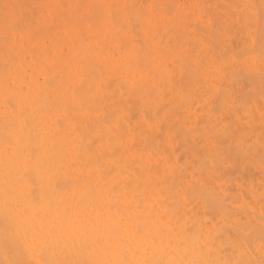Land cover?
Segmentation results:
<instances>
[{
	"label": "bare ground",
	"instance_id": "6f19581e",
	"mask_svg": "<svg viewBox=\"0 0 264 264\" xmlns=\"http://www.w3.org/2000/svg\"><path fill=\"white\" fill-rule=\"evenodd\" d=\"M62 1L0 0V264H262L264 260L261 262L257 257L248 253V250H238L240 244L235 250V244L237 245V243L233 242L235 243L233 244L231 239L228 242L231 243L230 248L234 247V250H228V246L224 249V246L229 245V243L225 242V245H223L222 238H220L221 240L218 238L220 231L216 230L214 232L215 228H211V224L208 226L210 228L203 229L204 232L188 226V214L184 212V209L187 208L195 194V196L199 195L201 198L204 196H200V190H197L199 193L195 191L198 188L202 189L203 185L192 186V183H188L187 176H184L188 175L185 168L188 169V161L190 162L187 151L188 149L191 150V147L197 143L201 145L200 147H203V151L200 150L201 154H197L199 156L196 155L198 158L193 159L191 167L194 165L198 167L200 178L203 177L202 180L207 181L205 182L207 184H204V181L201 180L204 187L207 188L209 185L212 187L214 181L210 180L211 176H213V179L221 174L216 173L215 167H218L216 162L213 164L215 167L213 165L212 167L214 172L216 171L217 176L214 177L215 174H212L210 157L212 154L215 157L218 156L219 147L220 151L223 149L222 145L220 146V139L218 142V137L222 138L223 133L220 136L219 131V136L216 134L218 136L216 137L214 135L215 129L212 127L214 131L210 130L212 128L209 125L213 123L211 120H214V117L210 120L207 116V121L210 122L208 127L207 121H205L206 117L205 119L199 118L200 113L197 116L193 112L194 115L191 116L190 122L194 129L192 128L188 134V130H185V125L187 124L188 126V111L182 109L185 105L182 103L186 102L187 99L185 101L183 99L184 96L188 97V92H193L199 100L206 99L202 96L201 98L198 97L202 94L205 84L201 85L204 82L201 81L200 77L199 80L197 76H200V74L203 76L209 75V67L218 64L221 74L229 75L230 78L233 76L232 73L236 72H232V67L235 63H231L232 50L229 41L232 38L231 42H234L232 37L234 24L242 30H239L240 32H245V35H243L247 37L245 42L252 48L254 53V56L252 53V59H256V62L257 59L260 62H264V19H262V17L264 18V0H236L237 2L227 0V8L215 13L219 19L222 18L221 22H215L216 24L218 23L217 26L219 27H215L218 29L217 32L220 30V41L218 40L219 37H213L212 35V38L217 40L213 43L214 39L210 37L213 32L210 34L211 29L209 28V37L205 35L198 39L199 36L195 35L196 42H194L196 44L194 46V42H191L192 37L189 38L192 43L191 50L188 47L190 42L188 40L189 32L187 26L192 24H187L188 22L185 24L183 21H179L178 28L173 29V31L175 30V33L171 35L173 39L167 33L168 42L171 41L173 44L170 42V45L166 46L169 43L165 45V41H167L165 40L167 37L166 32H170L175 27V24L171 25L172 28L169 31L167 25H165L166 32L162 31L165 35L159 32L163 17L161 19L158 18L156 9L159 8L153 7V5H156L153 0L151 1L152 7L149 6L150 8L144 6V2L147 0ZM161 1L163 2V0ZM220 3L221 6L225 5L219 1V5ZM160 5L162 7L165 4ZM192 5L196 6L194 10L195 8L197 9V5ZM198 6L201 5L198 4ZM209 6L211 7V4ZM216 6H218V3ZM29 7H33V12L28 10L30 9ZM215 8H213V11L218 10ZM259 8L262 9L260 13ZM22 9L30 13L26 11L27 13H23V16L24 14L27 15L22 17L21 11L24 12ZM166 9L168 8L164 7V13L162 12L163 9L160 13L166 15L165 12L169 13L172 10L169 8V11H167ZM209 12L207 13L211 16L212 14ZM28 13L36 14L35 20H33L34 27L31 29L33 34L29 32L30 36H28L26 31L27 26L24 25L25 23L23 25L26 29L22 25L23 22L31 20ZM35 14L32 16L34 17ZM183 14L185 15V13ZM259 16L262 17L260 18ZM195 17L193 16V19ZM22 18H26V20L23 19V21ZM131 20L135 21L134 25L130 24L133 23ZM163 20L165 21V19ZM215 20L213 19V21ZM138 23L141 24L140 27L142 26L143 30L139 28V25L137 26ZM205 24L208 26V23L205 22ZM213 24L214 22L212 26H214ZM133 26H137L136 29H139L135 32ZM29 28L30 26L28 30ZM130 28L134 32H131ZM197 28L199 29V26L196 27L198 31ZM215 28L212 31H216ZM138 30H141L139 31V36H142L139 39L142 40L141 43L136 38ZM200 30L198 33L204 32ZM206 32L205 30L204 33ZM30 33L35 36V44L32 43L31 39L33 37ZM131 33H135V36ZM158 33L163 35L160 38L164 37V39L162 38L163 40H157L159 44L164 41V45L163 43L161 44L162 46H159L155 40V34L156 36L160 35ZM213 34L215 35V33ZM48 36L51 37L48 38ZM133 37L136 39L134 40ZM44 38H48V42ZM238 38L240 39V37ZM172 40H175L178 45ZM242 40L241 37V40H238L237 43L241 44ZM171 44L172 48H169ZM245 44L243 45L246 46ZM249 47L246 50H251ZM188 48L190 51L193 50V53H190L192 58L187 57V55L190 57ZM242 48L235 49L237 51H234V53L236 52V55L233 53L234 56H239L237 53ZM111 49V55H108ZM243 50H245V47ZM243 50L240 52L243 53ZM249 50L247 51L249 52ZM184 51L188 52L185 56L183 54ZM190 65L197 66L196 70H198L193 72V69L189 67ZM243 72L242 69L241 73ZM215 75L217 76L218 74L216 73ZM256 75L259 79L262 78H260L262 74L260 76ZM236 79L232 80L235 82ZM232 80L230 81L232 82ZM251 84L253 85L254 83ZM213 87L215 88L216 86ZM206 90L208 95H210V98L206 99L209 103L214 98L210 93H213L212 95H218V93L214 94L216 89L214 91L210 90V93L208 91L209 88ZM206 90L203 93H206ZM254 90L257 91L256 88ZM228 91L230 92L229 89ZM227 92L224 90L223 94L226 93L231 97L230 94L234 91L230 94ZM250 92H252V88ZM252 94H249V97L250 95L254 96ZM224 96L227 97L226 95ZM219 97L221 96L218 95L217 99ZM252 100L254 102V99ZM242 101H246V97ZM248 101L250 100L248 99ZM203 104L207 107V103L204 102ZM218 104L220 105L219 102ZM138 105H143L142 108L151 110L153 112L152 119L154 118V120H150L151 111H145L150 114L143 112L145 115L149 114L147 119L150 117L149 121L144 119L146 116L141 113L143 110ZM148 105L150 108H146ZM137 106L141 115L135 109ZM225 107L223 106L221 109L223 110ZM231 107L234 109V106H229L228 110ZM202 108L201 110L204 111L205 108ZM207 108L205 110L210 107ZM240 111L242 112L243 110L240 109ZM134 113H136L135 117ZM137 114L142 116L144 120H139L141 117H138ZM221 114L223 115L222 117H227L226 114ZM229 115L227 118H230ZM243 115L246 116V114H241V116ZM122 117L123 121L121 120ZM133 117L135 120L138 119L140 123L138 124V120L134 123ZM168 118H172L171 120L175 123L168 130L177 132L178 128V133L182 132L183 136H185L184 141L192 139L193 142H196V144L190 143L192 140L186 142L185 146L192 144L191 147L188 145L187 151H184L187 157H183V153L179 150V154H181L177 158L180 159L182 157L184 160L180 159L181 161H178L174 155V151H176L175 141L178 142V146L184 142L183 139L182 142L180 138L175 137L174 141V139L166 138V134L159 139L158 134L163 133L164 125L160 129L162 130L161 132L158 131V127L161 128L160 124L164 123ZM221 118L218 119L220 120ZM235 122L238 121L235 120ZM230 123L231 120H229L228 127ZM216 124L218 123L216 122ZM250 124L252 123L249 122L248 125ZM211 125L216 126L215 124ZM248 125H246V128ZM174 126L176 130L173 129ZM237 126L239 128L240 125ZM135 127L136 131L138 130L139 133L142 131V135L145 137L136 133ZM170 130L167 132H170ZM171 132L170 134H172ZM176 132L173 134H177ZM248 132L245 134H249ZM182 134L179 135L182 136ZM137 135L140 136V139H138L139 136L136 138ZM239 136L242 137L241 135ZM171 137L173 138L174 135ZM143 139L147 141L148 148H146V142L145 144L143 143ZM263 139V137L260 140L258 139L259 141L262 140L259 143L262 144L260 146L262 148H264ZM140 140L142 145L144 144L145 149H147L146 151L141 146ZM158 140H162L160 142L163 144L158 143ZM179 142L181 143L179 144ZM253 142L252 144L254 145L255 142ZM228 145L232 146V143ZM243 145L245 146L244 143ZM258 147H256V150L253 149L254 153L258 151L257 149H260ZM182 148L184 150L186 147ZM228 148L230 149L231 147ZM233 148L232 150H236V148ZM242 148H247V146H242ZM192 150L191 152H193ZM246 150L245 152L247 153ZM253 151H248V153L252 154ZM234 154V157H232L234 158L233 161L235 160ZM243 154L245 153L243 152ZM258 154L261 153L258 152ZM247 155L245 159L250 156ZM261 155L263 156V154ZM243 156H240L239 159L242 158L244 161ZM219 157L220 155L217 159ZM227 157L228 155L226 159ZM155 159L159 160L157 162L161 165V167L159 166L160 168ZM217 159L215 160L222 161L221 158ZM251 160L255 161L256 159ZM261 160L263 159L261 158ZM232 162H229V164ZM249 162L250 159L248 166H250ZM219 167L222 166L219 165ZM259 169L261 170L260 167ZM183 170H185V173ZM246 170H248L247 166ZM227 177L230 179L229 175ZM216 180L220 181L218 178ZM223 183L225 184V181L220 182L221 187ZM232 183L234 185L233 181ZM215 186L213 183L214 188ZM226 187L228 188V186ZM78 190H81L79 192V194L82 193L80 196L77 193ZM243 193L241 192L242 195ZM247 193L245 192V194ZM218 194L215 195L214 193L215 196ZM199 197L197 196L196 198L198 199ZM231 197L233 199V195ZM232 199L229 201H232ZM244 199L246 198L243 197V203L245 202ZM250 199L253 202L254 199L252 197ZM201 201L200 199L198 203L202 205L203 202ZM247 202L249 201L247 200ZM260 203L263 204L264 201ZM255 205L257 206L258 204ZM207 207L205 208L207 209ZM212 207H210L209 211L213 210L211 209ZM258 207L260 205L257 206V209ZM243 208H241V211ZM222 209L229 210L228 208L225 209V207ZM245 210L249 212L247 209ZM224 213L227 216V211ZM204 214L203 216H205ZM214 214H212V217ZM247 214L249 215L250 213ZM229 215H231L230 212ZM254 215L256 217L255 211ZM212 217L208 216V219L210 218L211 220H209L212 221ZM220 220L219 223L221 222ZM246 220L243 219L242 221ZM260 220L262 222L263 219ZM248 221L250 222V219ZM252 222L250 223L252 224ZM250 223L248 224L249 226H251ZM260 225L258 224L261 228L262 226ZM194 226L196 227V225ZM245 226L246 224L243 228ZM258 226L253 223L249 228L252 230L253 227L255 231ZM220 228L223 227L220 226ZM225 229L227 230V228ZM206 230L210 232H206ZM247 230L249 232L250 229ZM223 231L221 229L222 233ZM250 233L252 234V232ZM258 233L255 236H261L260 233L262 232ZM237 237L238 241H241L239 243L245 242L242 241V237ZM250 243L247 244L249 245ZM248 245L245 244V246ZM251 252H253V249ZM263 254L264 252H262V256ZM239 257H241V260Z\"/></svg>",
	"mask_w": 264,
	"mask_h": 264
},
{
	"label": "rangeland",
	"instance_id": "374dc122",
	"mask_svg": "<svg viewBox=\"0 0 264 264\" xmlns=\"http://www.w3.org/2000/svg\"><path fill=\"white\" fill-rule=\"evenodd\" d=\"M2 1V0H1ZM61 1V0H60ZM144 1V0H143ZM152 0H149V2H148V0L146 1V2H144V6L147 8H150V7H152V2H151ZM155 3H156V5H153V7H157V8H159V9H156L157 10V13H158V18H162L161 20V22H162V26H160L161 28L159 29V32H162L163 30V32H166V28H165V25H167V28H168V31L169 30H171L170 28H172V26L175 24V27H173L172 28V30L170 31V32H172L173 31V29H175L176 27H177V25H178V23H179V21L180 22H185V24L187 23V24H192V25H194L193 27H191L192 25H188L187 27H188V32H189V34H188V40H189V42H190V39L189 38H191V42L193 41H195L196 40V36L198 37V39L202 36V37H204L205 35H206V37L208 36L209 37V35H208V33H209V30L211 29V31H210V34L213 32V33H215V35L212 33L211 34V39H214V38H212V35H213V37L215 36V37H219L218 38V40L220 39V30H219V32H217L218 31V29H216V28H219L218 26H217V24L215 23V22H221L222 21V18H218L216 15H215V13L217 12V11H220V10H225L226 8H227V5H228V1L227 0H218V6H216L217 5V3H216V1L217 0H205V1H203V0H163V2H166V3H163L161 0H159V1H161V3H159V1H155V0H153ZM174 1V2H173ZM184 1V2H183ZM195 1H197L196 3H195ZM219 1L220 2H222L223 4H225V5H223V6H221V3H220V5H219ZM235 2H237L236 0H234ZM62 2H64V0L62 1ZM62 2H60L61 4H62ZM66 2V1H65ZM171 2V3H170ZM198 2H200V3H198ZM205 2V3H204ZM160 4H165V5H168V6H165V5H162V7H161V5ZM192 4H195V5H197V9L195 8V10H194V7H196V6H194V5H192ZM198 4L199 5H201V6H198ZM209 4H211V7L209 6ZM29 5H31V4H29ZM148 5V6H147ZM1 6V5H0ZM26 6V5H25ZM150 6V7H149ZM165 8H170V9H174L173 11L172 10H170V12L169 13H166L165 12V14L166 15H164L163 13V11H164V7ZM184 6V7H183ZM204 6V7H203ZM213 6V7H212ZM215 6H216V8L218 9V10H216V11H213L214 9L213 8H215ZM224 6H226V7H224ZM28 7V6H27ZM31 7V6H30ZM29 7V8H30ZM173 7V8H172ZM180 7V8H179ZM191 7H192V9H191ZM200 7V8H199ZM203 7V8H202ZM208 7V8H207ZM1 8V7H0ZM33 8V7H32ZM32 8H30V9H28V10H30V12H33L32 11ZM163 10H162V9ZM177 8V9H176ZM199 8V9H198ZM212 8V9H211ZM215 8V9H216ZM221 8V9H220ZM225 8V9H224ZM25 9H26V7H25ZM24 9V10H25ZM168 9H166L167 11H169ZM178 9H179V11H178ZM182 9H183V11H182ZM207 9H211L210 10V12H209V10H207ZM23 10V9H22ZM23 10V11H24ZM34 10V9H33ZM159 10V11H158ZM161 10H162V12L163 13H160L161 12ZM199 10H201V11H199ZM206 10V11H205ZM259 10V13H260V10H262V9H258ZM27 11V10H26ZM26 11H24V12H22L21 11V13H22V17H25L26 15L24 14V16H23V13H25ZM35 11V10H34ZM196 11V12H195ZM204 11V12H203ZM212 11H213V13H212ZM27 12H29V11H27ZM26 12V13H27ZM29 12V13H30ZM207 12H209L210 14H212V15H214V17H212V15L210 16ZM28 13V15L30 16V18H31V20H29L30 21V23H28L27 21V25H26V22H23L22 23V25L24 24L25 26H27V32H28V36H30L29 35V32H31L32 33V30L31 29H33V27H34V22H33V20H35V17H36V12L35 13H31V14H29ZM159 13H160V15H159ZM170 13H172L171 15H172V17H171V15H170ZM183 13H185V15L183 14ZM198 13V14H197ZM199 13H200V15H199ZM251 13V12H250ZM1 14V13H0ZM35 14V16L33 17L32 15H34ZM177 14V15H176ZM263 14V13H262ZM262 14H259V15H262ZM164 15V16H163ZM175 15V16H174ZM184 15V16H183ZM187 15V16H186ZM197 15H198V17H197ZM29 16H27L28 18H29ZM193 16L195 17L194 19H193ZM264 16V15H263ZM1 17V16H0ZM176 18V20H175V18ZM215 17H216V20H215ZM260 18L262 17V16H259ZM33 18V19H32ZM180 20H179V19ZM181 18H183V19H181ZM211 18H213L215 21H213V19H211ZM1 19V18H0ZM24 18H22V20H23ZM163 19H165V21L163 20ZM218 19V20H217ZM262 19H264L263 17H262ZM24 20H26V18L24 19ZM23 20V21H24ZM28 20V19H27ZM133 20V19H132ZM131 20V21H132ZM201 20V21H200ZM1 21V20H0ZM130 21V22H131ZM176 21V22H175ZM190 21H192L191 23H190ZM198 21V22H197ZM206 23H208V26H207V24H205V22ZM208 21V22H207ZM261 21V20H260ZM133 23H130L131 25H134V22L135 21H132ZM214 22V26H212V23ZM33 23V25H31ZM164 23V24H163ZM165 23H167V24H165ZM197 23V24H196ZM29 24V25H28ZM23 25V26H24ZM130 25V27H132ZM135 25H136V23H135ZM139 25V28L141 29V30H143V28H142V26L140 27V23H138L137 24V26ZM172 25V26H171ZM201 25V26H200ZM24 26V28L26 29V27ZM30 26V28H29V30H28V27ZM137 26H133L135 29V32H136V30L137 29H139V28H137L136 29V27ZM199 26V29H198V31L200 30V31H202L203 30V28L204 27H206L203 31L205 32V30L207 31L206 33H204V32H201V34L200 33H198V31L196 30V27H198ZM219 26H220V23H219ZM234 26L235 27H233V30H234V33H233V41L234 42H231V39H229V41H230V45H231V50H232V58H231V63H235L234 65H233V67H232V72H234V71H236V72H234V73H232V77L230 78V76L229 75H223V74H221V72H220V66L218 67L217 65H215V66H213V67H209L208 68V74L209 75H205V76H203V75H201L200 74V76H197L198 77V79L200 80V78H201V81L202 82H204L203 84L201 83V85H204V89L206 88H209V93H210V90H212V91H214L215 89L217 90V92H216V90L214 91V94H216V93H218V95H220L221 97H219V99H217L218 98V95H212L213 93H210L211 94V96H213V97H211V98H213V101H210L209 103H211L210 105H208L209 103H208V101H206V99L208 98H210V95H208V92H207V90H206V93H203V91H205L204 89H202V94L201 95H199L198 97L199 98H201V96L202 97H204V98H206L205 100L203 99H200L201 100V102H200V100L196 97V95L192 92H188V97L187 96H184V101H185V99H187L186 100V102H184V101H182V102H184V103H182L184 106L182 107V109L183 110H185V111H188V126H187V124L185 125V127H186V129L185 130H188V134L191 132V130H192V128L194 129V126L191 124V122H190V118H191V116H193L194 115V113L197 115V116H199L200 115V117L199 118H204L205 119V117H206V120L205 121H207L208 119H207V116H208V118H210V120L213 118L214 120H211V122H213V123H211V124H215L216 126L214 127V125L212 126L211 124H210V122L209 121H207L206 123H207V126H208V123L210 124L209 126L212 128H214L215 129V131L213 130V128L212 129H210L211 131L213 130L214 131V135H216V134H218V136H219V133H220V136L222 135V133H223V135H222V138H224L223 140H222V138H220V137H218L217 135H216V137H218V142H219V139H220V146L222 145V150L220 151V147H219V149H218V153H217V155L219 156L220 155V157L218 158V159H220L221 158V162L220 161H216L215 159H217V157L218 156H216L215 157V155H211V157H210V165H211V167H212V165L213 164H215L214 162H216V166H218V167H215V165H213L215 168H216V170H217V174H219L220 176V179H219V177H216L217 175H216V173L214 172V170H213V167H212V174H215V176L214 177H216V178H213L212 179V177L213 176H211V179L210 180H212V182L214 183V186H215V188L213 187V183L212 182H209V183H212V187H213V189H212V187L209 185V183H208V185H209V187H204V184H207V183H205V182H207V181H204V180H202L203 179V177L202 178H200L201 176H200V172H199V169H198V167H196L195 165L193 166V167H191V165H193L192 164V162H193V159L195 158V159H197L198 157L197 156H199V155H197V154H201L200 152L201 151H203V147H200L201 145L200 144H196V142L194 143L193 142V140L192 139H188V140H192V142H190V143H192V144H196L197 145V147H196V145H194V146H192V144L190 145V144H188L192 149H194V150H192L191 148V150L193 151V152H191V150H189L188 149V151L186 150L187 148H189L188 147V145L187 146H185V144H186V142L188 141V140H186V141H184L185 140V136H183L184 134H182V132H180V133H178L179 132V129L177 128V132L176 131H174V132H171V130H170V132L172 133V134H170V132H167V131H169L168 130V128H171L175 123H173L174 121H172L171 119L172 118H168L167 120H165L164 121V123H162V124H160L161 125V128L160 127H158V131L159 132H161L162 130H164L163 131V133H162V136H161V133H160V135L158 134V136H159V139H161V137H164L165 136V134H166V138H170V139H174V141H175V137H177L178 139L180 138V140L182 141V139H183V141L185 142H183L182 144H180L181 142H179V144L180 145H178L177 146V141H175V149H176V151H174V155H175V157L177 158V157H179L178 155H180L179 154V150H180V152H182L183 154H182V156L183 157H189L190 159H188V160H190V162L188 161V169L187 168H185V170H186V173L188 174V175H184V176H187V178H188V183L190 182V183H192V186H196V187H198V185H200V184H202L203 186V188L202 187H200V188H202V189H195V191H197V190H200V196H204L203 198H201V197H199V195H197L199 198L197 199L196 197L197 196H193V198H191V200H190V203H189V199H188V206H187V208H185L184 210V212L186 213V214H188V226L189 227H193V228H196L197 230H199V231H202V232H204V230L205 229H207V228H212L213 227V229H214V232H216V230L217 231H220L221 232V229H222V231L225 229V228H227V230L229 231L230 230V232H228L226 229L223 231V233L221 232H217L218 234H220V236L218 237L219 239L220 238H222V241H223V245H225L224 243L225 242H227V243H229L228 242V240H230L231 239V241H232V243L233 242H236L237 243V245L235 244V243H233V244H235V250L238 248V245H239V249L238 250H240V249H242V250H248V253H251L252 255H254L255 257H257L261 262L264 260L263 258V256H264V254H263V256H262V252H264V203L262 204V203H260V202H263L264 201V158H263V156H264V151H262V149H264V148H262V147H260L262 144H259L261 141H259L260 139H262V137L264 138V108H262V107H264L263 105H264V79H263V77H264V66H263V64H264V62H260V61H258L259 59H257V62H256V59H252L253 57H252V53H253V50H252V48L251 47H249L248 45H247V43L245 42L246 41V39L245 38H247L246 36H243V35H245V32L243 33V32H240V31H242V30H240V28L236 25V24H234ZM260 26H261V24H260ZM32 27V28H31ZM216 27V28H215ZM236 27H238L236 30H235V28ZM23 28V29H24ZM164 28V29H163ZM178 28V27H177ZM208 28V29H207ZM210 28V29H209ZM214 28H215V30L216 31H212V29L214 30ZM195 31H194V30ZM31 30V31H30ZM130 30H131V28H130ZM134 30L132 29L131 30V32H134ZM141 30H138V33H136V38H138V40L139 39H141L142 38V36L140 35L139 36V31H141ZM177 30V29H176ZM240 30V31H239ZM83 31V30H82ZM236 31V32H235ZM239 31V32H238ZM84 32V31H83ZM158 32V31H157ZM162 32V33H163ZM170 32H166V38H165V40H167V41H165V45L167 44V43H169V44H167L166 46H168V45H170V42H168V35H169V37H171V39H173L172 38V36L171 35H173V33H175V30L170 34ZM190 32H191V34H190ZM197 32V33H196ZM238 32V33H237ZM30 33V34H31ZM85 33V32H84ZM161 33V34H162ZM167 33H168V35H167ZM217 33H219V34H217ZM33 34V33H32ZM31 34V35H32ZM83 34V33H82ZM131 34H133V33H131ZM138 34V35H137ZM158 34H160V33H158ZM157 34V35H158ZM159 35V36H156V34H155V37L157 38H155V40H156V43L158 42L157 40H159L160 41V39L161 40H163L164 39V37H161L160 38V36H163V35H165V33H163V35ZM84 35V34H83ZM134 36H135V33L133 34ZM196 35V36H195ZM216 35H218V36H216ZM237 35H238V37H240V39L237 37ZM32 37H33V39H31L32 40V43L33 44H35V36L34 35H32ZM32 37H30V38H32ZM49 37H51V36H48V38ZM140 37V38H139ZM201 37V38H202ZM241 37H242V41H241V44H238L237 42H238V40L240 41L241 40ZM48 38H44L45 40H47V42H48ZM135 37H133V39L135 40L136 39ZM159 38V39H158ZM163 38V39H162ZM238 39V40H237ZM34 41V42H33ZM137 41V40H136ZM140 42L139 43H141V41L142 40H139ZM173 42L175 41V40H172ZM214 42L213 43H215V41H217L216 39H214L213 40ZM220 41V40H219ZM138 42V41H137ZM164 41H162V43H163ZM189 43V45H188V47L190 48V50H191V47H192V43ZM196 42V41H195ZM193 43V46L196 44V43ZM161 43V44H162ZM172 43V42H171ZM175 43H176V41H175ZM233 43V44H232ZM240 43V42H239ZM246 43V44H245ZM159 46L161 45V44H159V43H157ZM173 44V43H172ZM172 44H171V46L169 47V48H172ZM177 44V43H176ZM243 44H245L246 46H244ZM163 45H164V43H163ZM178 45V44H177ZM216 45V44H215ZM232 45H233V49H232ZM238 45H240V46H238ZM242 45H243V48H242ZM162 46V45H161ZM173 46H175V45H173ZM216 47H217V45H216ZM242 48L241 50H239V53H237V54H239V56H234V54L236 55V52L234 53V51H237V50H235V49H239V48ZM244 47H245V50H243L244 49ZM250 48L251 50H249V49H247V50H249V52L246 50V48ZM189 48H188V50H189ZM188 51L189 52V54L191 53H193L192 51ZM243 50V53L242 52H240V51H242ZM251 51V52H250ZM111 52H112V49H111V51H110V53H108V55L110 54L111 55ZM188 52L187 51H184L183 52V54H184V56L186 55V53L188 54ZM248 52V53H247ZM234 53V54H233ZM243 54V55H241V54ZM247 53V54H246ZM191 54H190V57H189V55H187V57L188 58H192L191 57ZM253 56H254V53H253ZM252 59V60H251ZM189 61V60H188ZM242 62V63H241ZM241 63V64H240ZM242 64H244L247 68L245 69V66L243 65L242 66ZM252 66H251V65ZM190 67V69H193L192 71L194 72L195 70H196V68H197V66H189ZM252 67H253V70H252ZM212 68V69H211ZM240 68H242L243 69V73H241V71H242V69L241 70H238V69H240ZM219 69V70H218ZM198 70V69H197ZM196 70V71H197ZM254 71V72H253ZM262 71V72H261ZM239 72V73H238ZM252 72V73H251ZM261 72V76L259 75V73ZM197 75H199L197 72H195ZM213 75H212V74ZM218 74L217 76L215 75V74ZM238 74V76H236V74ZM243 75H241V74ZM244 73H245V75H244ZM235 74V75H234ZM256 74H258V76H260V78L261 79H259L258 77H257V75ZM221 75V76H220ZM240 75V76H239ZM247 75V76H246ZM253 75H255L254 76V79H253ZM248 76H251V77H248ZM200 77V78H199ZM217 77H218V80L216 81V79H217ZM223 77H224V79H223ZM227 77H229V78H227ZM239 77V78H238ZM207 78V79H206ZM222 78V79H221ZM226 78H227V81H226ZM237 78V79H236ZM242 78H244V79H241ZM250 78V79H249ZM235 80L236 79V83L233 81V80ZM247 79H248V81H247ZM220 80V81H219ZM230 80H232V82H234V83H232ZM254 80H256V81H254ZM208 81V82H207ZM214 81V82H213ZM254 81V82H253ZM207 82V83H206ZM213 82V83H212ZM220 82V83H219ZM232 84H231V83ZM242 82V83H241ZM254 83L253 85L251 84V83ZM229 85H228V84ZM239 83H241L240 85H241V87H240V85H239ZM245 84V86H244V84ZM247 83H248V85H247ZM227 84V85H226ZM261 84H263V85H261ZM231 85V86H230ZM233 85H235V86H233ZM247 85V86H246ZM213 86H216L215 88L213 87ZM230 86V87H229ZM243 86H244V88H243ZM253 86V87H252ZM260 86V87H259ZM212 87V88H211ZM226 87H227V90H226ZM234 87H236V88H234V89H237V90H234L233 88ZM249 87H251L252 88V92H250V90H251V88H249ZM219 90H218V89ZM225 88V89H224ZM256 88V90L258 91H255L254 89ZM263 88V89H262ZM228 89L230 90V92L228 91ZM260 89H262V90H260ZM224 90H225V92H227V93H232L233 91V93L232 94H230V96L231 97H229V95L228 94H226V93H224L223 94V92H224ZM219 91V92H218ZM222 93H221V92ZM235 91H237L238 93H240V94H238L237 92H235ZM241 91V92H240ZM250 92V93H249ZM221 93V94H220ZM253 93V94H252ZM256 95H255V94ZM263 93V94H262ZM192 94V95H191ZM222 94H223V96H222ZM238 94V95H237ZM249 94H252V95H254V96H251L250 95V97H249ZM190 95V96H189ZM195 95V96H194ZM224 95H226L227 97H225ZM234 95V96H233ZM236 95V96H235ZM241 95V96H240ZM187 97V98H186ZM229 97V98H228ZM245 97H246V101H242V99L243 100H245ZM249 97V98H248ZM259 97V98H258ZM241 98V99H240ZM254 99V102H253V100L252 99ZM261 98V99H260ZM198 99V100H197ZM216 99V100H215ZM248 99L250 100V101H252V102H250V101H248ZM259 99V100H258ZM189 100V101H188ZM195 100V101H194ZM215 100V101H214ZM223 100V101H222ZM229 100V101H228ZM236 100V101H235ZM257 101V103H256V101ZM216 101H217V103H216ZM222 102V104H221V102ZM240 101H242V102H240ZM260 101V102H259ZM195 102V103H194ZM205 102V103H207V107L209 108H207L206 106H205V104H203V103ZM216 104H215V103ZM218 102L220 103V105L218 104ZM214 103V104H213ZM223 103H225V104H223ZM244 103V104H243ZM249 103V104H248ZM254 103V104H253ZM260 103V104H259ZM202 104V105H201ZM258 104V105H257ZM261 104H263L262 106H261ZM189 105V106H188ZM204 105V106H203ZM221 105H223L225 108H223V110L221 109V107H223V106H221ZM240 105H241V108L240 109H242L243 111L241 112L240 111V109H239V107H240ZM250 105H252V106H250ZM139 106V105H138ZM138 106L135 108V109H137L138 108ZM143 106V105H142ZM142 106L140 105L139 107L141 108V110H143V111H141V113L143 114V112L146 114V113H149V112H145V111H151V110H146L145 108H142ZM149 106V105H148ZM146 107V108H150V106L149 107ZM218 106H220L219 108H218ZM229 106H234V109L236 110H234L233 109V107H231V108H229V110H228V107ZM237 106V107H236ZM243 106H245L244 108H243ZM247 106V107H246ZM254 106V107H253ZM259 106V107H258ZM199 109H198V108ZM202 107H204L205 109L207 108L208 110H205L204 109V111L203 110H201V109H203ZM211 107H214V108H211ZM258 107V108H257ZM261 107V108H260ZM197 108V109H196ZM237 108V109H236ZM245 108H247L246 110H245ZM253 108V109H252ZM260 108V109H259ZM218 109H221V110H218V112H217V110ZM231 109V110H230ZM239 109V110H238ZM138 110V109H137ZM152 110H154V109H152ZM212 110V111H211ZM226 110H227V112H226ZM257 110V111H256ZM262 112H261V111ZM206 111V112H205ZM220 111V112H219ZM240 113H239V112ZM245 111H246V113H245ZM133 112H135V111H133ZM140 113V111L138 110L137 111V113ZM152 112V111H151ZM194 112V113H193ZM209 112V113H208ZM216 112V113H215ZM235 113V114H231V113ZM257 112V113H256ZM138 113V114H139ZM141 113H140V115H141ZM200 113V114H199ZM205 113H207V114H205ZM213 115H212V114ZM221 113H223L224 115L226 114L227 115V117H228V115L229 114H231V115H229V117L230 118H227L226 116L225 117H222L223 115L221 114ZM228 113V114H227ZM262 113V114H261ZM105 114V113H104ZM135 114L136 113H134V117H135ZM137 114V115H138ZM145 114H143L144 116H146V117H144V119H146V120H148L149 121V119H150V117H151V119L150 120H154V118L152 119V115H153V112L149 115L150 117H149V119H147L148 118V115H145ZM154 114H155V112H154ZM199 114V115H198ZM205 114V115H204ZM211 114V115H210ZM217 114H218V117H217ZM238 114V115H237ZM239 114H240V120H239ZM241 114H246V116H247V119H246V116H241ZM257 114V115H256ZM263 116H261V115ZM103 115V114H102ZM106 115H108V114H106ZM156 115V114H155ZM154 115V116H155ZM202 115V116H201ZM204 115V116H203ZM216 115V116H215ZM233 115H235L236 116V118H235V116H233ZM249 115V116H248ZM212 116V117H211ZM257 116V117H256ZM259 116V117H258ZM261 116V117H260ZM103 117V116H102ZM105 117V116H104ZM134 117L132 118V119H134ZM138 117H141V118H139V120L141 119V120H144V119H142L143 117L142 116H139L138 115ZM156 117V116H155ZM222 117V118H221ZM232 117V118H231ZM242 117V118H241ZM244 117V118H243ZM248 117H250L249 119H248ZM256 117V118H255ZM126 118V117H125ZM125 118H124V120H125ZM218 118H221L220 120L218 119ZM225 118V119H224ZM258 118V119H257ZM232 119H233V123H232ZM262 119V120H261ZM122 121H123V117H122V119H121ZM136 120H138V119H136ZM135 119L133 120V122L135 123V121H136ZM138 120V124L140 123V121ZM228 120V121H227ZM229 120H231V125L229 124V127H228V123H229ZM235 120H237L238 122H235ZM122 121H120L121 123H122ZM245 122V123H242V122ZM119 122V123H120ZM165 122H167V123H165ZM216 122L218 123V124H216ZM228 122V123H227ZM249 122H251L252 124H250V125H248L249 124ZM263 122V123H262ZM120 123V124H121ZM171 123V124H170ZM236 123V124H235ZM247 123V124H246ZM137 124V125H138ZM169 124V125H168ZM173 124V125H172ZM163 125H164V128L162 129V127H163ZM172 125V126H171ZM237 125H240L239 126V128H238V126ZM246 125H248L247 126V128H246ZM257 126L256 128H254L255 126ZM263 125V126H262ZM136 126V125H135ZM166 126V127H165ZM171 126V127H170ZM208 126V127H209ZM137 127V126H136ZM136 127H135V131H136ZM184 127V126H183ZM237 127V128H236ZM250 127H251V129H250ZM138 128H140V127H138ZM167 128V129H166ZM220 128V129H219ZM228 128V129H227ZM230 128V129H229ZM245 128V129H244ZM249 128V129H248ZM254 130H253V129ZM160 129H162V130H160ZM173 129H175L176 130V127L174 126L173 127ZM184 129V128H183ZM182 129V130H183ZM235 130V131H233V130ZM243 129V130H242ZM247 129V130H246ZM141 130V129H140ZM165 130H166V132H165ZM240 130V131H239ZM248 132V130H249V134H245V133H247L246 131ZM253 130V131H252ZM138 131V130H137ZM136 131V133H139V131L137 132ZM184 131V130H183ZM220 131V132H219ZM242 131V132H241ZM245 131V132H244ZM158 132V133H159ZM177 133V134H173V133ZM219 132V133H218ZM236 132H238L237 134H238V136H237V134H236ZM135 133V134H136ZM230 133H231V135L234 137H232L231 135H230ZM140 135H142V131L139 133ZM179 134H182V136L181 135H179ZM243 134H245V135H243ZM174 135V137L172 138L171 136H173ZM175 135H177V136H175ZM236 135V136H235ZM239 135H241L242 137H240ZM138 136L139 135H137L136 136V138H138ZM143 136V135H142ZM180 136V137H179ZM225 136V137H224ZM244 136V137H243ZM261 136V137H260ZM143 137H145V136H143ZM183 137V138H182ZM236 137V138H235ZM239 137V139H237ZM176 138V140H178ZM191 138V137H190ZM228 140H227V139ZM242 138V139H241ZM249 138H251V139H249ZM138 139H140V136H139V138ZM232 139H235V140H232ZM244 139V140H243ZM248 139V140H247ZM259 139V140H258ZM231 140V141H230ZM250 140V141H249ZM144 141V142H143ZM143 143L145 144V142H146V145H147V141L146 140H144L143 139ZM160 141H162V140H158V143H160V144H163L162 142H160ZM166 141V140H165ZM173 141V140H172ZM173 141V142H174ZM222 141V142H221ZM227 143H226V142ZM235 141V142H234ZM255 143H254V142ZM259 141V142H258ZM263 141H264V139H263ZM225 142V143H224ZM252 142L254 143V145L252 144ZM222 143V144H221ZM224 143V144H223ZM230 143H232V146L230 145H228V144H230ZM243 143L245 144V146L243 145ZM140 144H141V146L142 147H144L143 145H142V143H141V140H140ZM219 144V143H218ZM217 144V145H218ZM226 144V145H225ZM234 144H236V145H234ZM241 144H242V146L243 147H246L247 146V148H242V146H241ZM145 145V146H146ZM249 145H251V146H249ZM259 147H258V146ZM177 146V147H176ZM219 146V145H218ZM224 146H226V147H224ZM233 146H234V148H233ZM236 146V147H235ZM252 146H253V148H252ZM254 146H255V148H254ZM142 147H140L141 149H142ZM179 147V148H178ZM182 147H186L184 150H182L183 148ZM198 148V149H195V148ZM228 147H231L230 149L228 148ZM256 147H258V148H260V149H257L258 151L257 152H255V153H257L255 156H254V151H253V149L254 150H256ZM146 148H148V145H147V147ZM182 148V149H181ZM200 148V149H199ZM232 148L233 149H235L236 148V150H232ZM239 148V149H238ZM249 148V149H248ZM262 148V149H261ZM226 149V150H225ZM227 149H228V152H227ZM247 149V150H246ZM144 150L146 151L147 149H145V147H144ZM144 150H142V151H144ZM187 151V153H189V154H191L190 156H189V154L187 155V156H185L186 155V152H184V151ZM197 150H199V151H196ZM201 150V151H200ZM225 150V151H224ZM245 150L247 151V153H248V151H253L252 152V154L250 153H248V155H247V153L245 152ZM191 153H190V152ZM235 151V152H234ZM241 153H239V152ZM196 152V153H195ZM222 154H221V153ZM235 154H234V153ZM243 152L247 155V156H249L248 158L250 159V166H248L249 164H248V161H249V159H248V161H247V159H245L246 158V155L245 154H243ZM258 152L259 153H261V154H263V156L261 155V154H258ZM225 153V154H224ZM228 153V154H227ZM231 153V154H230ZM254 153V154H253ZM195 154V155H194ZM233 154L235 155V160L233 161V159L234 158H232V157H234L233 156ZM238 154H240V155H238ZM197 155V156H196ZM223 155H224V158H223ZM228 155V157H227V159H226V156ZM232 155V156H231ZM243 155H245V156H243ZM196 156V157H195ZM213 156V157H212ZM240 156L242 157L243 156V158H244V161L242 160V158L241 159H239L240 158ZM261 156V157H260ZM238 157V158H237ZM251 157V158H250ZM192 158V159H191ZM213 158V159H212ZM224 160H223V159ZM230 158H232V159H230ZM256 159L255 161L254 160H251V159ZM261 158L263 159V160H261ZM178 159V158H177ZM180 159H183L184 160V158H182V157H180ZM180 159H178V161L180 160ZM217 159V160H218ZM260 159V160H259ZM192 160V161H191ZM226 160V161H225ZM228 160H231V161H229V162H232V163H230L229 164V162H228ZM238 160V161H237ZM157 161H159L158 159L156 160L155 159V162L156 163H158L157 165H158V167L160 166L161 167V165L159 164V162H157ZM181 161V160H180ZM213 161V162H212ZM243 161V162H242ZM254 161V162H253ZM258 161H260V163H258ZM218 162V163H217ZM238 162V163H237ZM241 162V163H240ZM180 163H185V162H180ZM212 163V164H211ZM247 163V164H246ZM240 164H242V165H244L245 166V168H243L244 166H242V165H240ZM254 165V166H252V165ZM219 165L220 166H222V167H219ZM258 167H257V166ZM182 166V165H181ZM183 166H184V164H183ZM182 166V167H183ZM233 166V167H232ZM246 166H247V169L248 170H246ZM159 167V168H160ZM181 167V168H182ZM186 167V166H185ZM195 167V168H194ZM229 167V168H228ZM232 167V168H231ZM249 167V168H248ZM252 167H254V168H252ZM256 167V168H255ZM259 167L261 168V170L259 169ZM237 168H238V170H237ZM241 168V169H240ZM184 169V168H183ZM245 170V171H243V170ZM185 170H183L184 171V173H185ZM229 170V171H228ZM238 172H237V171ZM180 171H181V169H180ZM182 171V172H183ZM220 171V172H219ZM222 171H223V174H222ZM240 171V172H239ZM225 172V173H224ZM228 172V173H227ZM237 172V173H236ZM263 172V173H262ZM183 173V174H184ZM194 173H195V175H194ZM231 173V174H230ZM244 173V174H243ZM197 174V175H196ZM199 174V175H198ZM227 174V175H226ZM193 175V176H192ZM229 175V177H230V179L227 177ZM231 175V176H230ZM198 176V177H197ZM226 176V177H225ZM223 177H225V178H223ZM238 177V178H237ZM218 178V180H220V181H217L216 179ZM221 178H223V179H221ZM198 181H197V180ZM204 181L203 183H202V181ZM226 180H228V181H226ZM225 181V184L223 183V185H222V187L220 186L221 184H220V182H224ZM232 181L234 182V185H232L233 183H232ZM197 182V183H196ZM229 182H231V183H229ZM189 183V184H190ZM199 183V184H198ZM235 183H236V186H235ZM227 184V185H226ZM208 185H206V186H208ZM224 186V187H223ZM225 186H228V188L226 187L225 188ZM234 186V187H233ZM238 186V187H237ZM249 186V187H248ZM211 187V188H210ZM219 187V188H218ZM248 187V188H247ZM222 190H224V191H222ZM225 188V189H224ZM210 189V190H209ZM227 189V190H226ZM230 189V190H229ZM237 189V190H236ZM209 190V191H208ZM218 190V191H217ZM226 190V191H225ZM232 190V191H231ZM213 191V192H212ZM236 191V192H235ZM239 191V192H238ZM251 191V192H250ZM79 192H81V190H78L77 191V193H78V195L80 196L82 193H80L79 194ZM198 193H199V191H197ZM203 194H202V193ZM210 192H212V193H210ZM219 194H218V193ZM232 192V193H231ZM238 192V193H237ZM241 192H244L243 193V195L241 194ZM245 192L247 193V192H249V193H247V194H245ZM258 192V193H257ZM214 193H215V195L216 194H218L217 196H215L214 195ZM222 194V196H221V194ZM227 193V194H226ZM228 193H231V194H228ZM237 193V194H236ZM251 193H253V194H251ZM202 194V195H201ZM204 194H206V195H204ZM209 194H210V196H209ZM225 194V195H224ZM240 196H239V195ZM245 194V195H244ZM228 195V196H227ZM233 195V199H232V197L231 196ZM225 196H227L228 197V201H227V197H225ZM230 196V197H229ZM238 196V197H237ZM246 196V197H245ZM252 197V199H254L253 200V202H255L254 204H252L253 202L252 201H250L251 199V197ZM261 196V197H260ZM210 197H212V198H210ZM215 197V199H213ZM220 197H221V199H220ZM235 197V198H234ZM236 197H237V199H236ZM243 197L244 198H246V199H244V203H243ZM249 197V198H248ZM259 197V198H258ZM263 197V198H262ZM195 198V199H194ZM222 198H224V199H222ZM225 198H226V200H225ZM240 200H239V199ZM258 198V199H257ZM194 201H193V200ZM200 199L202 200L201 202H203L202 203V205L200 204V203H198V202H200ZM205 199V200H204ZM211 199V200H210ZM232 199V201H229V200H231ZM257 199V200H256ZM261 199V200H260ZM199 200V201H198ZM222 200H225V201H222ZM234 200V201H233ZM247 200L249 201V202H247ZM192 201V202H191ZM205 201V202H204ZM210 201V202H209ZM218 201V202H217ZM221 201H222V203H221ZM241 201H242V203H243V205H244V208H243V205H242V203H241ZM259 201V202H258ZM206 202H208L207 204H206ZM233 203V204H230V203ZM235 202V203H234ZM257 202V203H256ZM197 203V204H196ZM220 205H219V204ZM225 203V204H224ZM246 203H248V204H246ZM250 203H251V205H250ZM196 206H195V205ZM210 204H213L214 205V207H212L213 205H211L210 206ZM218 204V205H217ZM227 204V205H226ZM248 205V206H246V205ZM255 204H258L257 206H259L260 205V207H258V209H257V206L255 205ZM262 204V205H261ZM200 207H199V206ZM207 205H208V207H207ZM217 205V206H216ZM225 205V206H224ZM194 206H195V209H194ZM234 206H237L238 207V209H237V207H234ZM240 206H242L241 208H243L244 209V211H243V209H242V211H241V208H240ZM205 207H207V209L205 208ZM210 207H212L211 209H213L212 211H211V214L209 215V213H210V211H209V209H210ZM225 207V209L226 208H228L229 210H224V209H222L221 210V208H224ZM248 207V208H247ZM255 208H256V210H255ZM262 208V209H261ZM198 209H200L203 213H205L204 215L205 216H207V214H208V216H210V217H212V214H214L215 212H217V213H215L214 215H213V217H212V221H210L209 219H208V216H207V218H205V216H203V213L200 211V210H198ZM206 209V210H205ZM245 209H247V211H249V212H246V210ZM249 209V210H248ZM216 210V211H215ZM259 210V211H258ZM99 211V210H98ZM200 213H199V212ZM206 211H207V213H206ZM225 211H227V216H226V213H224ZM231 211H233V212H231ZM251 211V212H250ZM254 211H255V214H256V217H255V215L253 216V214H254ZM262 211V212H261ZM188 212V213H187ZM214 212V213H213ZM229 212H230V214L232 215V213H233V216L231 217V215H229ZM234 212H235V214H234ZM258 212V213H257ZM220 213V214H219ZM240 213V214H239ZM247 213H250L249 215H252V216H249ZM202 215V217H200L201 215ZM237 214V215H236ZM257 214H258V216H257ZM198 215V216H197ZM216 215V216H215ZM259 215H261V216H259ZM242 216V217H241ZM244 216V217H243ZM222 217V218H221ZM228 217H230V218H228ZM236 217V218H235ZM237 217H238V219L240 220H238L237 219ZM261 217H263V218H261ZM205 218V219H204ZM225 218V219H224ZM250 219V222H252V221H254V222H252V224L254 223L256 226H258V224L260 225V224H262V225H260V226H262L261 228L258 226L257 227V229L255 228V231L253 230L254 228V226L252 227V230H251V228H249V227H251L252 226V224L248 221L249 219ZM221 219V220H220ZM228 221H227V220ZM246 220V219H248V220H246V221H242V220ZM260 219H263L262 220V222H261V220ZM219 220L221 221L220 223H219ZM252 220V221H251ZM197 221V222H196ZM203 221V223H201ZM216 221H217V223H216ZM260 223H259V222ZM234 222V223H233ZM239 222H240V224H239ZM256 222V223H255ZM89 223V222H88ZM236 223V224H235ZM250 223V225L251 226H249L248 224ZM190 224V225H189ZM196 225V227L194 226V225ZM204 224V225H203ZM206 224V225H205ZM212 226H211V225ZM246 224V226H245V228H243V226ZM210 225V227H208ZM239 225V226H238ZM203 226V227H202ZM220 226H222L223 228H220ZM228 226H229V229H228ZM239 227H240V229H239ZM231 228V229H230ZM235 228V229H234ZM204 229V230H203ZM238 229V230H237ZM247 229H250L249 230V232H252V234L250 233L249 234V232H248V230ZM260 229V230H259ZM235 232H234V231ZM245 230V231H244ZM211 231H213L212 229H211ZM226 231V232H225ZM231 231H233L232 233H231ZM239 231H240V233H239ZM206 232H210L209 230L207 231L206 230ZM248 232V233H247ZM258 232H262V233H260L261 234V236H255V235H257V234H259ZM241 233H242V235H241ZM245 233V234H244ZM232 234H234V235H232ZM244 234V235H243ZM236 235V236H235ZM232 236H234V237H232ZM237 236H239V237H242V241H245V242H242V243H239V242H241V241H238L239 239H237L238 237ZM244 236V237H243ZM224 237V238H223ZM234 240H233V239ZM225 239H226V241H225ZM237 239V240H236ZM247 239H248V241H247ZM250 239V240H249ZM221 240V239H220ZM236 240V241H235ZM240 240H241V238H240ZM254 242H252V241ZM249 243V242H251L249 245L247 244V243ZM263 245H262V244ZM230 244L231 243H229V245H226V246H224V249H225V247L227 248V246H228V250H234V247H232V248H230L231 246H230ZM245 244L246 245H248V246H250V247H248V246H245ZM232 246H234V245H232ZM252 247V248H251ZM245 248V249H244ZM246 248H248V249H246ZM252 249H253V252H251L252 251ZM250 250V251H249ZM262 257V258H261ZM239 259L241 260V257H239ZM260 262V263H261ZM263 263H264V261H263ZM262 263V264H263Z\"/></svg>",
	"mask_w": 264,
	"mask_h": 264
}]
</instances>
